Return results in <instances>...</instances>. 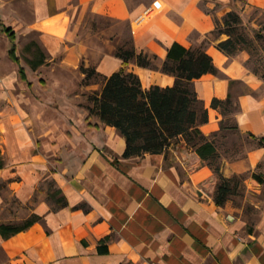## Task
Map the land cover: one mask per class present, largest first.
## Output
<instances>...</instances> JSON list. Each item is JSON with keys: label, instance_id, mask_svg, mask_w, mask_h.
<instances>
[{"label": "crops", "instance_id": "1", "mask_svg": "<svg viewBox=\"0 0 264 264\" xmlns=\"http://www.w3.org/2000/svg\"><path fill=\"white\" fill-rule=\"evenodd\" d=\"M249 7L264 9V0H0V223L26 219L4 216V189L28 207L27 217L41 218L9 239L0 235V264H264V216L245 233L224 215L211 168L182 138L162 153L124 159L126 141L90 113L84 93L97 85H81L80 71L105 78L123 69L144 90L171 87L175 78L159 69L167 49L203 45L218 74L193 82L208 111L202 134L216 133L223 119L212 100L230 97L238 131L264 144V93H252L259 83L244 72V56L228 57L216 47L225 38H212L215 17ZM125 34L137 54L157 57L158 69L115 56L128 47L119 44ZM236 80L250 90L232 95ZM246 161H264V145ZM48 181L66 206L40 187Z\"/></svg>", "mask_w": 264, "mask_h": 264}, {"label": "trees", "instance_id": "2", "mask_svg": "<svg viewBox=\"0 0 264 264\" xmlns=\"http://www.w3.org/2000/svg\"><path fill=\"white\" fill-rule=\"evenodd\" d=\"M214 21L213 34H225L228 37L216 45L217 49L227 56H233L237 47L232 33L234 27L241 22L239 14L233 10L221 19L215 17ZM4 32L13 40L14 36L9 29H4ZM9 56L19 64L14 47L9 50ZM115 56L124 64L134 61L140 67L158 69L152 63L157 60L156 56L142 52L137 54L133 47L118 48ZM159 69L175 78L173 86H152L144 90L139 77L123 69L103 78L100 94L90 98V113L98 115L103 124L114 127L125 139L126 148L122 155L124 159L145 153H162L172 139L182 138L203 161L209 160L215 156L216 148L200 130V127L208 122V111L198 98L193 82L206 74H218L211 56L206 53L204 47L186 49L178 43H173L167 49L166 59ZM80 71L84 74L83 82L86 85L97 74L94 68L83 66ZM19 74L25 79L21 66ZM231 105L230 97L224 101L214 98L211 103L214 109ZM259 143L264 145L262 140ZM2 167L0 150V168ZM48 188L49 197L55 205L66 206L64 198L60 197V191L54 190L53 186ZM228 195L227 184L218 186L214 196L215 204L222 206ZM40 221L39 216L32 214L20 223H0V235L3 239H9Z\"/></svg>", "mask_w": 264, "mask_h": 264}, {"label": "rangeland", "instance_id": "3", "mask_svg": "<svg viewBox=\"0 0 264 264\" xmlns=\"http://www.w3.org/2000/svg\"><path fill=\"white\" fill-rule=\"evenodd\" d=\"M237 13L241 22L234 27L232 33L237 52L233 56L228 57H234L239 54L244 56L242 60L244 72L251 75L259 83V88L252 92L258 96L264 93V9L249 7L245 12L239 11ZM99 24L100 27L111 26V23L106 20L100 21ZM120 27V30L123 31V25H120ZM219 36L218 33H214L212 38ZM222 37L228 38L225 34ZM121 40L119 44L129 48L130 39L128 35H122ZM202 47L204 46L201 45L196 48ZM152 63L154 66H158L156 61H152ZM87 84L97 85V91L89 94L84 93V95L88 96V103L92 104L90 98L99 94L103 78L96 74ZM81 85L86 84L82 81ZM229 87L232 95L250 90L241 80L231 81ZM45 89L46 87L42 88V90ZM231 101V106L220 107L223 119L219 124V130L207 137L215 145L216 154L205 161V163L213 172V197L218 186L226 184L228 186L229 195L225 203L220 206V211L224 215L232 217L234 221L241 223L243 231L248 233L256 229L257 224L261 222L264 216V179L260 177L262 176L261 170H264V161L252 168L247 163L248 153L259 143L256 144L257 141L254 138L243 135L238 131L234 120L237 106L233 99ZM38 131L39 134L42 133V130ZM178 141L179 138L172 139L168 146L176 144ZM49 186L54 188L51 181L46 182L44 185L42 184L40 187L48 188ZM2 193L5 198V217L28 218V207L20 206L6 189L2 190Z\"/></svg>", "mask_w": 264, "mask_h": 264}]
</instances>
